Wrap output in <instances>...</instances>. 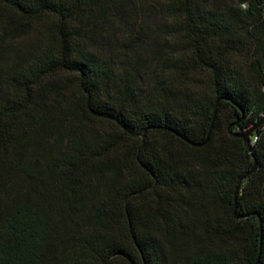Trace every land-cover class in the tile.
<instances>
[{
	"label": "trees",
	"instance_id": "trees-1",
	"mask_svg": "<svg viewBox=\"0 0 264 264\" xmlns=\"http://www.w3.org/2000/svg\"><path fill=\"white\" fill-rule=\"evenodd\" d=\"M140 1L0 0V264H264V0Z\"/></svg>",
	"mask_w": 264,
	"mask_h": 264
},
{
	"label": "rangeland",
	"instance_id": "rangeland-1",
	"mask_svg": "<svg viewBox=\"0 0 264 264\" xmlns=\"http://www.w3.org/2000/svg\"><path fill=\"white\" fill-rule=\"evenodd\" d=\"M139 3L141 4V1ZM145 15L147 21L142 28L138 27L130 31L116 29L114 31L115 45L121 49V53L129 55V59L136 63H142L144 58L152 57V54L157 52L158 43L162 41L160 35L162 34V24L165 22L163 13L154 6L147 5ZM157 72L158 69L154 63L145 70L149 76L156 75ZM103 127V124L94 122L90 128L91 133L94 136H100Z\"/></svg>",
	"mask_w": 264,
	"mask_h": 264
},
{
	"label": "water",
	"instance_id": "water-1",
	"mask_svg": "<svg viewBox=\"0 0 264 264\" xmlns=\"http://www.w3.org/2000/svg\"><path fill=\"white\" fill-rule=\"evenodd\" d=\"M264 122V111L262 113V117L260 118V120L254 125L252 126L251 128H249L248 130L244 131V132H237L235 133V135L237 137H240L243 139L244 143L246 144L247 148L249 150H251V143L249 141V135L250 133L252 132L253 129H255L256 127H258L259 125H261L262 123ZM254 169V166L252 168V170ZM252 170L250 171V173L252 172ZM236 197H237V192L235 193L234 195V199L236 200Z\"/></svg>",
	"mask_w": 264,
	"mask_h": 264
}]
</instances>
